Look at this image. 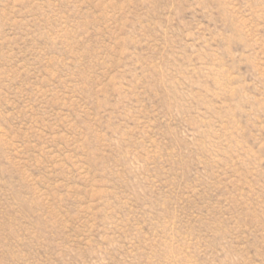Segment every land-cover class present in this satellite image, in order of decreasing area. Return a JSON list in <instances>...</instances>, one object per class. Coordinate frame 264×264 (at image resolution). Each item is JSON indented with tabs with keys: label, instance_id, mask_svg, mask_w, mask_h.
Returning a JSON list of instances; mask_svg holds the SVG:
<instances>
[{
	"label": "rangeland",
	"instance_id": "374dc122",
	"mask_svg": "<svg viewBox=\"0 0 264 264\" xmlns=\"http://www.w3.org/2000/svg\"><path fill=\"white\" fill-rule=\"evenodd\" d=\"M0 264H264V0H0Z\"/></svg>",
	"mask_w": 264,
	"mask_h": 264
}]
</instances>
